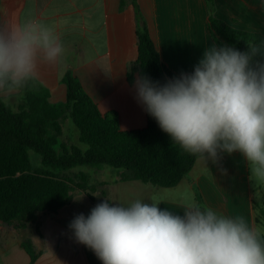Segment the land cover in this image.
Listing matches in <instances>:
<instances>
[{
  "label": "crops",
  "instance_id": "1",
  "mask_svg": "<svg viewBox=\"0 0 264 264\" xmlns=\"http://www.w3.org/2000/svg\"><path fill=\"white\" fill-rule=\"evenodd\" d=\"M211 16L235 29L264 36V0H0V23L40 21L54 30L64 46L57 64L39 65L37 80L49 90L50 102L65 101L62 80L71 73L102 113H118L123 130L147 125L145 108L137 101L134 87L139 75L134 74L132 83L128 80L138 57V30L147 27L172 72L188 74L204 48L215 43L208 26ZM10 93L2 92V98L19 104L22 94ZM92 169L105 171L103 167ZM100 182L105 189L94 193V203L86 193L76 192L54 217L43 218L40 234L34 225L16 230L0 221V264H30V255L22 246L27 239L43 251L35 264H103L91 249L76 241L69 225L77 215L87 217L97 204L109 200V191L118 192L123 185L139 181H120L117 173L116 178L105 177ZM255 191L244 157L238 152H220L215 162L209 158L204 163L199 158L175 187L149 185L148 196L161 203V210L174 212H181L184 203L195 199L218 214L242 216L251 227L264 232L255 223Z\"/></svg>",
  "mask_w": 264,
  "mask_h": 264
},
{
  "label": "clouds",
  "instance_id": "2",
  "mask_svg": "<svg viewBox=\"0 0 264 264\" xmlns=\"http://www.w3.org/2000/svg\"><path fill=\"white\" fill-rule=\"evenodd\" d=\"M64 52L54 30L40 21L0 23V92L25 88L38 78L41 63L55 65ZM134 87L173 144L204 163L238 152L250 179L264 185V49L249 44L241 52L212 43L193 73L163 85L140 76ZM160 204L105 199L69 228L103 264H264V238L244 217L218 214L195 199L181 212Z\"/></svg>",
  "mask_w": 264,
  "mask_h": 264
},
{
  "label": "trees",
  "instance_id": "3",
  "mask_svg": "<svg viewBox=\"0 0 264 264\" xmlns=\"http://www.w3.org/2000/svg\"><path fill=\"white\" fill-rule=\"evenodd\" d=\"M208 26L217 46L227 44L241 52L249 44L264 46L263 35L235 29L212 16ZM137 36L138 57L128 74L129 83L134 74L160 85L180 78L162 61L146 26ZM62 82L63 102L51 103L49 90L37 79L18 91L22 99L16 108L0 97V221L4 225L16 230L34 225L40 234L43 218L70 204L76 192L95 201L90 175L69 174L77 166L108 165L118 170L120 181L162 188L177 186L194 168L199 158L173 144L147 112L146 127L123 130L118 113H102L77 77L68 73ZM69 118L78 129L80 144L60 141L62 121ZM197 199L203 200L199 193ZM254 213L255 223L264 227V201L254 203ZM22 246L30 264L43 254L30 239Z\"/></svg>",
  "mask_w": 264,
  "mask_h": 264
},
{
  "label": "rangeland",
  "instance_id": "4",
  "mask_svg": "<svg viewBox=\"0 0 264 264\" xmlns=\"http://www.w3.org/2000/svg\"><path fill=\"white\" fill-rule=\"evenodd\" d=\"M8 95H14V94L10 93ZM0 96L1 97L4 96L2 94V92H0ZM6 101L9 102V104L11 106H13V108H15V106H18V103H16L14 100L9 101V99H7ZM62 125L64 127L65 132L60 137V141L65 143V144H69V145L80 144L79 143V132H78V129L75 126L74 122L69 118L67 120H63ZM33 157L35 159L37 158L34 153H33ZM102 167H103V169H105V171H111L112 173L111 172L108 173L105 171L101 172L99 170L92 169L93 167H91V166H77V167H74L69 172V174L72 176L78 172L89 173L91 176L90 185L93 188H95L96 191L98 190L99 192H101L102 190L105 189V186H103L100 181L104 180L105 177L107 179H110L111 177L116 178L117 173H118L117 169L112 168L108 165H104ZM249 174H250V171H249ZM149 185L151 187H157V186H154L152 184H146V183H143L140 181L138 182V184H135L133 186H131V185L124 186L123 185V187L118 192L116 190L109 191V193H110L109 194V201L112 203L123 205V206H127L128 204H130L131 202H134L135 200H141V201L146 202V203H151L152 201L150 200V198L148 196L149 195V193H148ZM253 188L256 190L255 191V203L258 205H261L264 201V185L257 184V183H255V181H253ZM98 200H100V199H98ZM91 202L94 203V201H91ZM56 214H51V216L54 217ZM7 227H9V226H7ZM9 228H13V227H9ZM31 229H33V228L26 230V233L29 232ZM260 229L264 230V227L261 226ZM35 231H36V229H35ZM261 233L264 234V232H261Z\"/></svg>",
  "mask_w": 264,
  "mask_h": 264
}]
</instances>
